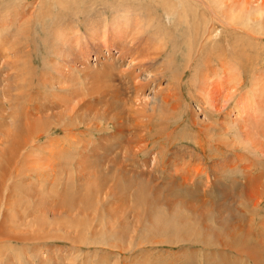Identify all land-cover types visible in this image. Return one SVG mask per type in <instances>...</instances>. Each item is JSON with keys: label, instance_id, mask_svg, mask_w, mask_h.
I'll return each instance as SVG.
<instances>
[{"label": "rangeland", "instance_id": "rangeland-1", "mask_svg": "<svg viewBox=\"0 0 264 264\" xmlns=\"http://www.w3.org/2000/svg\"><path fill=\"white\" fill-rule=\"evenodd\" d=\"M147 1L100 0L88 5L87 14L74 12L72 15L76 6L67 13H56L64 5L57 4V0H0V18L12 21L8 32L13 35L16 30L20 36L17 44L24 47L26 56L24 66H12L11 70L2 66L0 58L3 68L0 69V136L4 137L3 133L11 128L12 118L8 115L11 108L13 117L23 125L27 123V116L32 119L44 110L62 111L65 117L63 122H46L42 130L28 133L26 147L19 148L15 154L20 162L12 165L16 174L23 175L10 179L8 184H0V230L3 228L0 264H264L263 26L257 25L255 18L254 23L249 21L248 25L239 26L221 19L217 4L180 0L179 4L185 5L179 10L185 13L182 15L177 10L168 14V9ZM84 7L76 8L82 11ZM235 10L230 7L226 12ZM98 11H103L108 22L116 19L128 24L124 38L130 44L136 38L139 40L136 44H147L140 52L130 53L138 57L132 59L133 68L128 65L131 57L127 53L117 59L120 53L116 52V43H109L112 57L104 53L110 58L116 57V65L112 69L105 65L97 48L106 38L99 45L90 39L88 59L81 61L77 57L76 53H81L86 46L83 25L88 18L100 22ZM18 12L20 16L16 15ZM66 14L70 16L64 17ZM128 14L132 19L125 20ZM193 14L201 19L198 20L200 30L206 23L208 28L214 26L210 34L206 32L196 41L192 33ZM180 15L181 19L187 17L186 22L191 25L187 30L183 22L178 23ZM208 19L211 24L206 22ZM65 20L72 23L66 36L71 42H64L63 47H76L66 56L53 50L55 40L51 37L56 27L64 29ZM77 23L82 29L80 33L75 29ZM21 28L26 30L23 32ZM138 28V33L134 32ZM118 42L121 43L120 38ZM3 54L4 50L0 49V56ZM146 54L151 55V60L137 61ZM6 73L15 75L5 80ZM48 81L52 82L51 86ZM7 83L12 97L6 103L3 95ZM168 84L178 90L177 97L173 96V105L168 103V106L177 108L164 112L159 102L155 111L149 110L155 105L151 94L166 89ZM10 101L14 107L8 104ZM142 106L148 108L151 120L147 131L143 130L139 133L142 137H138L134 134V121L137 118L148 121V112L140 116L136 112L135 108ZM190 107L199 118L214 123L213 129L195 125ZM200 107L203 112L207 109L206 113ZM102 110L108 118L91 119ZM222 125L238 149L227 148L222 141L226 135ZM13 133L16 136L17 132ZM128 141L133 149L141 148L138 152L145 145L148 150L132 159L125 151ZM7 144L3 143L4 148L0 145V154L3 153L0 164L8 155L12 157ZM152 152L158 155V160L164 159L157 164L166 165L167 171L153 169ZM175 153L179 158L173 163L170 159ZM98 155L108 156L105 160L108 163L103 166L106 172L113 163L108 160L116 156L124 164L116 163L119 167L123 164L128 172L140 170V166L145 168L142 164H146L145 170L153 169L150 176L154 180H148V184L137 179L130 181L126 171L123 174L117 171L103 188L107 196L102 197L103 193L99 192L96 196L95 182L87 186L76 180L79 174L76 161L85 159L79 160L88 167L83 172L97 174ZM122 156L132 160H124ZM158 173L163 177L164 173L168 174L162 179ZM166 199L171 205L163 204ZM185 203L194 205V209L187 210Z\"/></svg>", "mask_w": 264, "mask_h": 264}, {"label": "bare ground", "instance_id": "bare-ground-1", "mask_svg": "<svg viewBox=\"0 0 264 264\" xmlns=\"http://www.w3.org/2000/svg\"><path fill=\"white\" fill-rule=\"evenodd\" d=\"M44 1V0H43ZM95 1L96 2H98V1H100V0H94V1H90V0H57V4L58 3H60V4H64L61 8H57V11H56V13H60V12H65V13H67V11L68 10H71V8L73 7V6H80L81 8L82 7H84L83 8V10L82 11H80V10H78V9H80V8H76L75 7V10H72L71 11V13L70 14H72L73 15V13L74 14H80V13H82V14H84V13H86V11L87 12H89L88 10H89V6H91V2H94L95 3ZM106 1V0H105ZM148 1H150V0H148ZM147 1V2H148ZM195 1H197V2H200V3H207V4H217V8H218V10H217V15H218V17L219 18H221V19H225V20H229V21H232L233 23H234V25H236V26H239V25H241L242 23L244 24V25H248V23H249V21H252L253 23H254V21H253V19L255 18V20H256V24L257 25H262L263 26V29H264V0H195ZM179 2H180V0H173V2L172 3H169V0H151V3L152 4H156V5H159V6H161L162 8H163V10H165V9H168V11L169 12H167L168 14H172V11L173 10H177V11H179L181 8H183L185 5H180L179 4ZM182 2V1H181ZM39 3H41V1L39 2ZM93 3V4H94ZM194 3V2H193ZM196 3V2H195ZM194 3V4H195ZM44 4V3H43ZM89 5V6H88ZM196 5V4H195ZM42 6V5H41ZM60 6V5H59ZM203 6V5H202ZM205 6V5H204ZM49 7H50V5H49ZM102 7V6H101ZM123 7H125V5L123 6ZM160 7V8H161ZM171 7H173V8H171ZM230 7H234L236 10H238V12L237 13H235V11H233L232 13H227L226 12V9L227 8H230ZM41 8V7H40ZM92 8V7H91ZM9 9V8H8ZM97 9V8H96ZM104 9V8H103ZM102 9V10H103ZM208 9V8H207ZM214 9V8H213ZM93 10V9H92ZM110 10V9H109ZM162 10V11H163ZM32 11V10H31ZM94 11H95V9H94ZM104 11V10H103ZM103 11H98L97 13H98V15H100L101 16V19H100V22L97 20V21H91L89 18H88V20H87V22L85 23V25H83L84 26V30H86L85 32V34L87 35V40L85 39V43H86V46H85V48H83L82 50H81V53H76L78 56L77 57H79V59H81V61H82V59H84V58H87L88 59V52H87V48H88V42H91L90 41V39H92V40H94L95 41V43L94 44H98L99 45V43H103V41H104V39L106 38V41L102 44V46H98V48H97V51L99 52V54L98 55H100V54H102V57H103V62L104 63H106L105 65H108V68H110V69H112V68H114V65H116V63H115V58L116 57H114L113 56V58H110V57H108V56H111L112 57V52H111V50H109L110 48H111V46H110V44L109 43H116L114 46H116V48L118 49L116 52H118L119 51V53L120 54H118L117 55V59L121 56V57H125V53H127L126 55H127V57L129 56V58L131 57V60H130V63H128V65L129 66H131L132 68H133V66H134V64H135V62H133V60L132 59H136V58H138L137 56H134V55H130V53L131 52H140V50H141V47H147V44L146 43H141V44H136L137 43V40H138V38H136L137 36H133L134 37V39L136 38V42L135 43H132V44H130L128 41H126V39L124 38L127 34V32H128V29H129V27L127 26L128 24H125L123 21L121 22H118L116 19H113V20H111L110 22H108V20H107V18L106 17H104L105 15H103ZM16 12V11H15ZM33 12V11H32ZM38 12V11H37ZM105 12V11H104ZM106 12H108V11H106ZM182 15H184L185 13L183 12H181V11H179ZM211 12V11H210ZM45 13V12H44ZM91 13V12H90ZM97 13L95 14V16L93 17L94 19H96V16H97ZM113 13V15H114V12H112ZM117 13V12H116ZM162 13V12H161ZM253 13H254V16H253ZM16 13H14V15H15ZM30 14V13H29ZM70 14H66L64 17H69L70 16ZM87 14V13H86ZM210 14V13H209ZM16 15H18V16H20L21 15V13L20 12H18ZM23 15V14H22ZM46 15H47V13H46ZM89 15V14H88ZM124 15V14H123ZM165 15V14H164ZM182 15H180V18H178L177 20H178V23L179 22H183V24H185V28H186V30L191 26L188 22H186V20H187V17H184V18H182L181 19V16ZM201 15V14H200ZM32 16V15H31ZM50 16V15H49ZM60 16V15H59ZM83 17H84V15H82ZM111 16V15H110ZM151 16V15H150ZM179 16V15H178ZM215 16H216V14H215ZM83 17H82V20H83ZM113 17V16H112ZM122 17V16H121ZM152 17V16H151ZM192 17H193V19H195L194 21H195V27L193 28V37H194V39L193 40H198V39H201L202 38V36L207 32V34H210V31L214 28V26H213V24H212V26H210L209 28L208 27H206L207 26V23L205 24V25H203V28H202V30H200V28H198V24H199V22L201 21V19L199 18V16H197L196 14H193L192 15ZM202 17V16H201ZM208 17V16H207ZM210 17V16H209ZM21 18L23 19V17L21 16ZM20 18V19H21ZM71 18V17H70ZM92 18V19H93ZM124 18V17H123ZM1 20H0V22H2V23H0V49H1V51L2 50H4V54L3 55H1L0 56V58L3 60V63H2V66H4V67H6L7 69H10L11 70V68H12V66H14V67H21V66H24V62L26 61V60H24L23 59V57L25 56V51H24V47H20V46H18V44H17V39H18V37L20 38V36H18V34L15 32V31H13L14 33H13V35H12V33L10 32H8L9 31V29H10V27H12L13 26V24H12V21H10V20H8V18H4V17H1L0 18ZM18 19V18H17ZM127 19H132L131 18V14H128L127 15V17H126V19L125 20H127ZM203 19V18H202ZM24 20V19H23ZM28 20H30V19H28ZM71 21H72V19H70ZM84 20H85V18H84ZM83 20V21H84ZM103 20H104V24H103V26H102V22H103ZM143 20V19H142ZM198 20H199V22H198ZM204 20V19H203ZM58 21V20H57ZM66 21V20H65ZM83 21H82V23H83ZM130 21V20H129ZM138 21V20H137ZM209 22L210 24H211V20H206V22ZM67 22V23H66ZM66 22H63V28L64 29H62V28H55L54 29V31H53V33H52V39H54L55 40V42L53 41V50H56L57 51V53H59V54H61V53H63L65 56L66 55H69L70 53H71V51L73 50V48L75 47V46H70L69 48H67V49H64V47H63V43L64 42H66V41H70L71 42V39L69 40V38L68 39H66V36H67V30H69V31H71L70 29H68L69 28V22L68 21H66ZM132 22H134V21H132ZM190 22V21H189ZM198 22V23H197ZM215 22V21H214ZM22 23V22H21ZM25 23H26V21H25ZM72 23H73V21H72ZM72 23L70 24L71 26H72ZM76 23V22H75ZM127 23V22H126ZM177 23V25H179ZM22 24H24V22L22 23ZM54 24H56V23H54ZM54 24H52L53 26H54ZM58 24V23H57ZM56 24V25H57ZM131 24V23H130ZM191 24H192V21H191ZM201 24V23H200ZM20 25V24H19ZM25 25H27V23L25 24ZM59 25V24H58ZM22 26V25H21ZM24 26V25H23ZM28 26V25H27ZM106 26H107V28H106ZM120 26H124L123 28L122 27H120ZM139 26H141V25H139ZM149 26V25H148ZM193 26V25H192ZM200 26V25H199ZM202 26V25H201ZM243 26V25H242ZM250 26H252V24H250ZM119 27H120V29H119ZM131 27H132V29H134V26H132L131 25ZM138 27V26H137ZM136 27V28H137ZM176 27H178V26H176ZM245 27V26H244ZM18 28H20V27H18ZM24 28H26L27 29V27L25 26ZM24 28H21L22 30L24 29ZM81 27H80V25H79V23H77L76 24V26H75V29L77 30V32H79V31H81L82 29H80ZM240 28V27H239ZM246 29L247 28H250V27H245ZM245 28L243 29V30H245ZM25 29V30H26ZM25 30H23V32L25 31ZM34 30V29H33ZM130 30H131V28H130ZM138 30H139V28L138 29H135V31L134 32H136V33H138ZM185 30V31H186ZM214 30V29H213ZM20 31V30H19ZM30 31V30H29ZM62 31H65V35H61V32ZM68 31V32H69ZM133 31V30H132ZM184 31V30H183ZM246 31V30H245ZM180 32H181V30H180ZM21 33V32H20ZM80 33V32H79ZM135 33V34H136ZM181 33H183V32H181ZM188 33H189V31H188ZM250 33V32H249ZM83 34V33H82ZM85 35V36H86ZM252 35V34H251ZM22 36V35H21ZM24 37H25V35H23ZM62 36V37H61ZM97 37V39H95L96 37ZM95 37V38H94ZM26 38V37H25ZM25 38H24V41H25ZM119 38H120V41H121V43L119 44V42H118V40H119ZM206 38V37H205ZM208 38V37H207ZM114 40V42H112L111 40ZM123 39V40H122ZM189 39V38H188ZM209 39V38H208ZM22 40V39H21ZM57 41V42H56ZM93 41V42H94ZM139 41V40H138ZM194 41V42H195ZM28 43V42H27ZM26 43V44H27ZM197 43V42H196ZM195 43V44H196ZM22 44V41H20V45ZM68 44V43H67ZM189 44H191L190 42H189ZM23 45V44H22ZM75 45H78V44H75ZM192 45V44H191ZM24 46V45H23ZM69 45H67V47H68ZM101 47V48H100ZM26 48V47H25ZM76 48V47H75ZM79 48V47H78ZM102 48H104V49H102ZM113 48V47H112ZM195 48V47H194ZM49 49V48H48ZM100 49V50H99ZM196 49V48H195ZM26 50V49H25ZM28 51V50H27ZM70 51V52H69ZM75 51V50H74ZM96 51V52H97ZM105 51L106 52H108V56H106V55H104V53H105ZM76 52V51H75ZM112 53V54H111ZM194 53V52H193ZM97 55V54H96ZM95 55V57H94V59H97V57L98 56H96ZM139 55V54H138ZM26 57V56H25ZM72 57H73V55H72ZM110 58V59H109ZM110 60V61H109ZM119 60H123V58H121V59H119ZM118 60V61H119ZM147 60H151V55L150 54H146V55H143L142 57H140V59H138L137 61H141V62H143V61H147ZM28 61V60H27ZM86 61V60H85ZM108 61V62H107ZM23 62V64H21L20 66H18L20 63H22ZM44 62V61H43ZM83 62H84V60H83ZM123 62V61H122ZM118 63V62H117ZM32 63H30V65H31ZM45 64V63H44ZM28 65H29V61H28ZM2 66L0 67V69H3L2 68ZM110 66V67H109ZM141 67V66H140ZM23 69L25 68V67H22ZM142 68H143V66H142ZM5 70L6 72L7 71H9V70ZM110 69H108L109 71H110ZM14 71H17L16 69H13ZM13 71V72H14ZM132 72V71H131ZM142 72V71H141ZM19 73H21V72H19ZM114 73V72H113ZM132 73H136V72H132ZM140 72H138L137 74H139ZM7 75H6V78H4L5 80H9L10 78H13L14 77V75H11L10 73H6ZM18 74V73H17ZM108 74V73H107ZM110 74H111V72H110ZM115 74V73H114ZM130 74V73H129ZM128 74V75H129ZM143 74V73H142ZM146 74V73H145ZM23 75V74H22ZM147 75H149V74H147ZM131 76V75H130ZM150 76V75H149ZM125 77V76H124ZM147 77V76H146ZM151 77V76H150ZM3 79V80H4ZM125 79V78H124ZM32 81V80H31ZM44 82V81H43ZM46 82H47V80H46ZM49 82V81H48ZM16 83V82H15ZM19 83V82H18ZM151 83V82H150ZM51 84H52V82H49V85L51 86ZM171 84V83H170ZM6 85V84H5ZM16 85V84H15ZM141 86H142V84H140ZM140 85H138V86H140ZM14 86V85H13ZM49 86V87H50ZM127 86V85H126ZM129 86V85H128ZM140 86V87H141ZM150 87V86H149ZM22 88V87H21ZM27 88V87H26ZM4 89H5V93H4V95H3V97L4 98H6V103L8 102V100L12 97V94H11V92H10V90H9V88H8V83H7V86L6 87H4ZM136 89V88H135ZM146 89V88H145ZM121 90V89H120ZM141 90V89H140ZM119 91V90H118ZM155 91V90H154ZM178 91V90H177ZM177 91H176V89H174V88H172V85H167V88L165 89H162L159 93L158 92H154V93H152L151 94V96H152V98H151V100H152V103H155V105H151V107L149 108V110H154L155 108H156V104L158 105V103L160 102V104L162 105V109H161V111H164V112H169V110H173V109H176L177 107L176 106H172V107H170V106H168V103L169 104H171V105H173V101H172V99H173V96L174 97H177ZM135 93H136V91H135ZM247 94V93H246ZM28 95V94H27ZM126 96H129L128 94L126 95ZM179 97V96H178ZM174 100H175V98H174ZM177 100V99H176ZM106 102H107V100H106ZM105 102V103H106ZM178 102V101H177ZM146 104V106H148V102H145ZM9 105H12V101H10L9 103H8ZM109 104V103H108ZM177 105V104H176ZM83 106H85L84 104H83ZM12 107H14L13 105H12ZM24 107V106H23ZM31 107V106H30ZM34 107V106H33ZM32 107V108H33ZM39 107V106H38ZM25 108V107H24ZM29 108V107H28ZM32 108H30L31 109V111H32ZM41 108V107H40ZM47 108V107H46ZM146 108V107H145ZM144 108V106H142V107H140V108H135L136 109V112L138 113V116H140V114H144V113H147L148 112V114H147V116L146 117H148V121H142V120H140L139 121V119L137 118V120H135L134 121V123H135V126H134V128H135V130H134V134H135V136H138V137H142L141 135H139V133L141 132L142 133V131L143 130H145V131H147V128H148V125H149V121L151 120V117H149V110H148V108L147 109H145ZM170 108V109H169ZM188 108V107H187ZM27 109V108H26ZM35 109V108H34ZM33 109V110H34ZM45 109V108H44ZM44 109H42V110H44ZM48 109H50V107H48ZM47 109V110H48ZM87 109H89V108H87ZM190 109H191V111H192V114H193V116H194V119H196L195 121L193 120L192 122L195 124V125H198V126H202V127H204L205 129H207V130H210V129H213V124L214 123H207V122H205L203 119H201V118H199L198 117V113H196V111H195V109L193 110L192 109V107H190ZM189 109V110H190ZM200 109H201V111L203 112V109L200 107ZM18 110V109H17ZM51 110H52V108H51ZM111 110V109H110ZM37 112H38V110H36ZM54 111V110H53ZM57 111V110H56ZM82 111V110H81ZM87 111V110H86ZM109 111V110H108ZM155 111V110H154ZM206 111H207V109H205L204 108V112L203 113H206ZM11 113L10 114H8L11 118V120H10V124H11V128H9V129H7V131L6 132H4L3 134H4V137L1 135L0 136V145H3V143L4 142H7L8 144H9V146H7L6 148H7V151H8V153H10V152H12V157L10 156L9 157V155L4 159V160H2L3 161V163L2 164H0V184L1 185H4V184H8V183H10L9 182V180L10 179H12V178H15L16 179V177L17 176H22L23 174H21V175H19V174H16L14 171H13V166L12 165H15L17 162H20V161H17L16 159H19V158H16V156H15V154H16V152L18 151V149L19 148H25L26 147V143H27V141L25 140V137L28 135V133L32 130V132H34V131H36V129H39V130H42L43 128H44V123H46V122H51L52 124H57L58 122H63V119L65 118V117H62V111L60 112V113H55V112H45V110H44V112H42V113H40V114H38L37 116H35L34 115V118H32V119H28L29 117L27 116V118H26V120L25 121H27V123L25 124V125H23L22 123H21V121L18 119V118H16V117H13L14 116V111H13V109L11 108V111H10ZM39 112H41V110H39ZM171 113H173L172 111H170ZM55 113V114H54ZM64 113V112H63ZM202 113V114H203ZM37 114V113H36ZM114 114V113H113ZM40 115V116H39ZM16 116H17V113H16ZM63 116H65V115H63ZM99 116H103L104 118H108L109 117V115L106 113V111L105 110H102V112L100 113V112H96V114L91 118V119H93V118H97V117H99ZM117 118V117H116ZM207 119V121L209 120V118H206ZM232 119V118H231ZM94 120V119H93ZM115 120V119H114ZM117 120V119H116ZM217 121V120H216ZM93 122V121H92ZM162 122V121H161ZM116 123V122H115ZM117 125H118V122H117ZM234 125V124H233ZM119 126V125H118ZM117 126V127H118ZM162 126V125H161ZM223 126V125H222ZM225 126V125H224ZM223 126V127H224ZM116 127V128H117ZM120 128H121V126H120ZM225 128L226 127H224V129L223 130H225ZM122 129V128H121ZM216 129H217V127H216ZM221 129V128H220ZM51 130V129H50ZM54 130V129H53ZM14 131H16L17 132V134H16V136H14ZM226 131V130H225ZM3 132V129H1V133ZM216 132V131H215ZM217 133V132H216ZM224 133V132H223ZM11 134L13 135V137L11 136ZM225 134L226 135H224L225 136V138H224V140H222V141H224L225 142V145L227 146V148H228V146L229 147H231L232 149H238L237 147H235V146H233V143H232V140L231 139H229L228 137H227V131L225 132ZM18 135H19V137H18ZM115 135V134H114ZM130 135V134H129ZM37 138H38V136H37ZM117 138V137H116ZM129 138V137H128ZM217 138V137H216ZM110 139V138H109ZM141 139H143V138H141ZM218 139V138H217ZM100 140V139H99ZM104 140H105V138H104ZM102 141V140H101ZM106 141V140H105ZM136 141V140H135ZM141 142H142V140H140ZM97 142V141H96ZM123 142V141H122ZM132 142H133V140H132ZM106 144H107V142H105ZM128 143H129V141H128ZM127 143V145H128V148L127 149H125V151H127L128 153V155L130 156V154H131V157L130 158H134V156L135 155H139L140 153H144V152H146L147 150H148V146L147 145H145L143 148H142V151L141 152H138V151H140L141 150V148L140 149H133V147H131V142L128 144ZM7 144V145H8ZM104 144V143H103ZM136 144V143H135ZM135 144H134V146H135ZM95 145V144H94ZM127 145H126V147H127ZM137 145V144H136ZM139 145V144H138ZM198 144H196V146H197ZM4 146L5 145H3V148H4ZM141 146V145H140ZM139 146V147H140ZM95 147V146H94ZM255 147V146H254ZM136 148H137V146H136ZM1 149V148H0ZM3 150V149H2ZM3 152V151H2ZM1 152V153H2ZM19 152V151H18ZM86 153V152H85ZM121 153V152H120ZM124 153H126V152H124ZM3 154V153H2ZM2 154H0V155H2ZM159 154V153H158ZM40 155V154H39ZM58 155V154H57ZM105 155V154H104ZM107 156V155H106ZM58 157H59V155H58ZM77 157V156H76ZM83 157V156H82ZM93 157V156H92ZM123 157V159L125 160V159H127L128 161L130 160H132V159H130V158H126L125 156H122ZM150 157H152V162H153V169L154 170H158L159 172L161 171V170H165V171H167L166 170V165H163V163L162 164H157V162L158 161H163L164 162V159L162 158L161 160H158V155L156 154L155 155V153H150ZM260 157V156H259ZM1 158L2 157H0V161H1ZM110 158H112V157H110ZM109 158V159H110ZM169 158H171V157H169ZM177 158H179V156H178V153H175L174 155H172V158L170 159V161L171 162H175V160L177 161ZM61 159H62V157H61ZM106 159H108V156H107V158H105L104 156H99L98 155V157H97V160H95V162L98 164V168H97V170H98V172H96L97 174H95V173H93L92 172V174H90L91 172H89V170H88V173L87 172H83V170L85 171V170H87V168L84 166V164H83V162L82 161H84V160H82V159H79V160H82V161H76L77 162V164H76V167H77V170L79 171V174L77 175V177H76V180H79V183L80 182H83L85 185H87V186H89V184H91L92 182H95L96 184H95V186H96V188H95V190H94V192H95V194L97 193V192H99V193H103V188L104 187H106V186H108L109 185V182L110 181H112L113 179H114V177H115V175H116V173L115 172H117V171H120V173H125V169H124V163H123V160L122 159H120V158H118V157H116V156H114L112 159H110V160H108V161H111V162H113V163H111L109 166H108V172H106V171H104L105 170V168L103 167V166H106V164L108 163V162H106L105 160ZM135 159V158H134ZM136 159H138V158H136ZM140 159V158H139ZM260 159V158H259ZM58 160V159H57ZM141 160V159H140ZM139 160V161H140ZM46 161H48V160H46ZM127 161V162H128ZM142 161V160H141ZM144 161V160H143ZM41 162H43V161H41ZM52 162H54L53 160H52ZM116 162H122L123 164L121 165V167H119L120 165L119 164H117ZM1 163V162H0ZM48 163V162H47ZM68 163V162H67ZM86 163V162H85ZM110 163V162H109ZM114 163H116V164H114ZM135 163H136V161H135ZM134 162H133V164H135ZM145 163H147V162H145ZM149 163V162H148ZM167 163H168V161H167ZM86 164H88V163H86ZM42 165V164H41ZM89 165V164H88ZM137 165V167H138V164H136ZM135 165V166H136ZM145 168L147 167V165L146 164H142ZM213 165L215 166L216 164H214L213 163ZM148 166H149V164H148ZM52 167V166H51ZM128 168V167H127ZM130 168V167H129ZM136 168V167H135ZM145 168H142L141 166H140V170H138V169H136V170H130L129 172L128 171H126V173H125V175H127V176H129V180L131 181V180H135V179H137V180H140L139 182H141V180H142V182H147V184H148V180H154V178H152L153 177V175H152V177L150 176L151 175V172L153 173V169H152V171L150 172V171H147V170H145ZM53 169V168H52ZM141 169L143 170H145V171H147V172H150V173H147V172H143V171H141ZM172 170V169H171ZM104 171V172H103ZM198 172V171H197ZM215 172V171H214ZM156 173H157V171H156ZM155 173V174H156ZM201 173V172H200ZM43 174V173H42ZM159 174V173H158ZM161 174V173H160ZM160 174L158 175L159 177H161L160 176ZM165 174V176L168 174V173H164ZM56 175V174H55ZM171 175V174H170ZM39 176H40V174H39ZM126 176V177H127ZM164 176V177H165ZM172 176V175H171ZM175 176V175H174ZM187 176V175H186ZM185 176V177H186ZM28 177H32L31 175H28ZM67 177V176H66ZM163 176H162V179L164 178ZM183 177V176H182ZM190 177V176H189ZM201 177V176H200ZM123 178V177H122ZM156 178V177H155ZM166 178V177H165ZM164 178V179H165ZM173 178V177H172ZM25 179L27 180V178L25 177ZM39 179V178H38ZM75 179V178H74ZM159 179V178H158ZM170 179V178H169ZM168 179V180H169ZM190 179V178H189ZM215 179V178H214ZM217 179V178H216ZM81 180V181H80ZM125 180H128V178L127 179H125ZM7 181V183H5ZM31 181V180H30ZM129 181V182H130ZM78 182V181H77ZM126 182V181H125ZM150 183V182H149ZM173 183V182H172ZM181 183V182H180ZM184 183V182H183ZM246 183V182H245ZM260 183V182H259ZM144 184V183H143ZM146 184V183H145ZM188 184V183H187ZM214 184H216V183H214ZM141 185V184H140ZM173 185H175V184H173ZM248 185V184H247ZM251 185V184H250ZM252 185H254L253 183H252ZM92 186V185H91ZM142 186V185H141ZM215 186H217V185H215ZM93 187V186H92ZM245 187H247V186H245ZM152 188V187H151ZM259 188H260V186H259ZM94 189V188H93ZM145 189V188H144ZM144 189L142 188V190L144 191ZM153 189H154V187H153ZM93 191V190H92ZM140 191V190H139ZM138 191V192H139ZM143 191H141V192H143ZM264 191V190H263ZM137 192V193H138ZM140 193V192H139ZM145 193V192H144ZM206 193V192H205ZM260 193V192H259ZM79 194V192L78 193H76V195H78ZM261 194V193H260ZM94 196V195H93ZM96 196H97V194H96ZM100 196V195H99ZM106 197L107 196V193L105 192V193H103V195H102V197ZM137 196V195H136ZM2 197V196H1ZM138 198L139 197H142V196H137ZM258 197H259V195H258ZM263 197V196H262ZM147 198V197H146ZM90 199V198H89ZM78 200L79 201H82V199L81 198H78ZM85 199H83V201H84ZM87 200V199H86ZM86 200H85V202H86ZM143 200V199H142ZM167 200V199H166ZM179 200V199H178ZM147 201V200H146ZM162 201V200H161ZM185 201V200H184ZM157 202H159V201H157ZM88 204H92V202H87ZM144 203V205L145 204H147L148 202H142V204ZM161 203V202H160ZM172 203V202H171ZM171 203L169 202V200H167V201H163V204H165V205H171ZM182 203V202H181ZM72 204H74V203H72ZM72 204L70 205V206H72ZM80 204V203H79ZM155 204V201H153L152 202V205H154ZM148 205V204H147ZM158 205H159V203H158ZM174 207V206H173ZM176 207V206H175ZM187 210H193L194 209V205H188V204H186L185 203V206H184ZM172 208V207H171ZM213 213V212H212ZM199 219V218H198ZM245 224V223H244ZM166 227V226H165ZM176 227V226H175ZM176 229V228H175ZM0 231H3V228L1 227V230ZM170 233H171V231H170ZM121 235V234H120ZM171 235V234H170ZM118 237V236H117ZM182 239V238H181ZM195 239L196 238H194L193 240L195 241ZM166 240V239H165ZM173 241V240H172ZM190 241V240H189ZM199 241V240H198ZM202 241V240H201ZM166 243H167V241H166ZM171 243V242H170ZM203 243H205L204 241H203ZM216 244V243H215Z\"/></svg>", "mask_w": 264, "mask_h": 264}]
</instances>
